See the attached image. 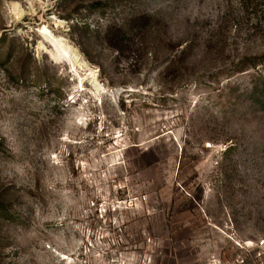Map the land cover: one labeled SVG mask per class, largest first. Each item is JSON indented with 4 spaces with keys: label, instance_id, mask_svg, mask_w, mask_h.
Listing matches in <instances>:
<instances>
[{
    "label": "rangeland",
    "instance_id": "rangeland-1",
    "mask_svg": "<svg viewBox=\"0 0 264 264\" xmlns=\"http://www.w3.org/2000/svg\"><path fill=\"white\" fill-rule=\"evenodd\" d=\"M0 264H264V0H0Z\"/></svg>",
    "mask_w": 264,
    "mask_h": 264
},
{
    "label": "trees",
    "instance_id": "trees-1",
    "mask_svg": "<svg viewBox=\"0 0 264 264\" xmlns=\"http://www.w3.org/2000/svg\"><path fill=\"white\" fill-rule=\"evenodd\" d=\"M256 0H240L241 4L244 6V9L246 10L247 7L253 5Z\"/></svg>",
    "mask_w": 264,
    "mask_h": 264
}]
</instances>
